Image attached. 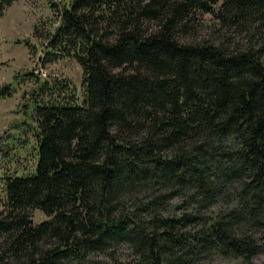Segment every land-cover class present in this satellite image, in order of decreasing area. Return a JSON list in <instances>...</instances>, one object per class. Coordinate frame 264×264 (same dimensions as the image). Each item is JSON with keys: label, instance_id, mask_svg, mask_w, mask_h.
Masks as SVG:
<instances>
[{"label": "trees", "instance_id": "obj_1", "mask_svg": "<svg viewBox=\"0 0 264 264\" xmlns=\"http://www.w3.org/2000/svg\"><path fill=\"white\" fill-rule=\"evenodd\" d=\"M204 13L247 42L181 40ZM58 18L44 54L80 64L82 98L36 76L23 104L36 161L2 177L0 264H101L122 246L137 264H251L264 253V0H70Z\"/></svg>", "mask_w": 264, "mask_h": 264}, {"label": "rangeland", "instance_id": "obj_2", "mask_svg": "<svg viewBox=\"0 0 264 264\" xmlns=\"http://www.w3.org/2000/svg\"><path fill=\"white\" fill-rule=\"evenodd\" d=\"M70 0H15L6 6L0 14V86L13 82L14 76L30 73L28 79L17 83L16 92L11 96L0 98V214L3 211L4 193L2 177L14 173L25 174L34 168L36 161L33 134V104L31 103V127L28 126L30 108L23 104L32 98L37 85L36 76L53 83L65 79L73 86L75 94L82 98V68L73 57H59L47 60L44 45L51 30L59 23V9ZM55 6H52L54 5ZM193 29L186 35H181L183 41H215L222 42L227 38L231 47L245 44L247 34H237L236 31L222 27L213 15L204 13L192 24ZM31 44V48L26 44ZM31 92V95H30ZM60 94L67 97L66 92ZM47 90L41 96L52 98ZM27 111V112H26ZM176 201V200H175ZM175 201L172 203L175 204ZM33 223L47 218L38 209H30ZM259 243H264V235L258 234ZM101 264H137L135 258L126 246L116 258L98 257ZM208 264V263H206ZM209 264H247L243 261L216 258ZM251 264H264V253L255 255Z\"/></svg>", "mask_w": 264, "mask_h": 264}]
</instances>
